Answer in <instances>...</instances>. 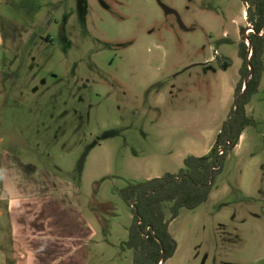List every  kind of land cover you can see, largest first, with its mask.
I'll list each match as a JSON object with an SVG mask.
<instances>
[{"label":"rangeland","instance_id":"374dc122","mask_svg":"<svg viewBox=\"0 0 264 264\" xmlns=\"http://www.w3.org/2000/svg\"><path fill=\"white\" fill-rule=\"evenodd\" d=\"M246 11L240 0H0V208L45 188L44 173L60 177L95 230L87 264H134L123 191L210 152L244 80ZM246 110L255 125L210 200L170 225L167 264H264V76ZM8 231L5 216L0 241ZM14 258L0 242V264Z\"/></svg>","mask_w":264,"mask_h":264},{"label":"trees","instance_id":"16d2710c","mask_svg":"<svg viewBox=\"0 0 264 264\" xmlns=\"http://www.w3.org/2000/svg\"><path fill=\"white\" fill-rule=\"evenodd\" d=\"M240 1L247 6V21L254 32L247 37L252 44L251 53L246 40L240 44L244 80L238 85L236 96L245 93L239 108L233 111L207 155H190L178 174L132 183L123 191L135 223L122 247L134 252V264H167L175 256L178 243L170 232L171 223L182 209L196 210L210 200L215 178L222 173L229 153L236 149L246 129L255 125L254 119L247 116L246 107L258 93L264 76V0ZM246 31L241 29L243 35ZM251 68L253 75L245 85ZM220 148L225 149L224 155H219ZM139 222L142 224L138 225Z\"/></svg>","mask_w":264,"mask_h":264},{"label":"crops","instance_id":"0c3cea01","mask_svg":"<svg viewBox=\"0 0 264 264\" xmlns=\"http://www.w3.org/2000/svg\"><path fill=\"white\" fill-rule=\"evenodd\" d=\"M44 174L48 185L35 188V195L2 199L7 209L0 208V218L9 217L10 232L0 242L9 239L16 264H87L95 230L80 206L79 188Z\"/></svg>","mask_w":264,"mask_h":264},{"label":"water","instance_id":"95a60500","mask_svg":"<svg viewBox=\"0 0 264 264\" xmlns=\"http://www.w3.org/2000/svg\"><path fill=\"white\" fill-rule=\"evenodd\" d=\"M249 30H251V31L254 32L253 27H252L251 29H249ZM246 39H247L248 42H249L248 47H249V51H250V53H251V52H252V44H251V41L249 40V38H246ZM246 39H245V40H246ZM249 60H250V59H249ZM252 75H253V70H252V68H251V74H250V76L246 79L245 85H247V83H248V81L250 80V78H251ZM244 93H245V91H244V92L242 93V95L239 96V97L237 98V100H236V104H235V109H236V110L239 108L240 101H241L242 96H243Z\"/></svg>","mask_w":264,"mask_h":264},{"label":"built area","instance_id":"2783aa9c","mask_svg":"<svg viewBox=\"0 0 264 264\" xmlns=\"http://www.w3.org/2000/svg\"><path fill=\"white\" fill-rule=\"evenodd\" d=\"M224 153H225V149L224 148H220L219 155H224ZM141 224H142V222L138 223V225H141ZM149 231H150V227L147 228V232H149ZM145 237H147V236H145Z\"/></svg>","mask_w":264,"mask_h":264}]
</instances>
